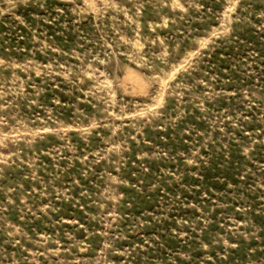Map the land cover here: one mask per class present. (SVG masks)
<instances>
[{"label":"rangeland","instance_id":"374dc122","mask_svg":"<svg viewBox=\"0 0 264 264\" xmlns=\"http://www.w3.org/2000/svg\"><path fill=\"white\" fill-rule=\"evenodd\" d=\"M0 264H264V0H0Z\"/></svg>","mask_w":264,"mask_h":264},{"label":"bare ground","instance_id":"6f19581e","mask_svg":"<svg viewBox=\"0 0 264 264\" xmlns=\"http://www.w3.org/2000/svg\"><path fill=\"white\" fill-rule=\"evenodd\" d=\"M129 72V71H128ZM133 72V71H132ZM131 72V73H132ZM135 73V72H134ZM133 74V73H132ZM138 75V74H137ZM130 76V75H129ZM141 77V75H139ZM135 77V81H137L139 83V81H141L137 76L136 74H133V78ZM129 78H132L131 76ZM141 83V82H140Z\"/></svg>","mask_w":264,"mask_h":264}]
</instances>
